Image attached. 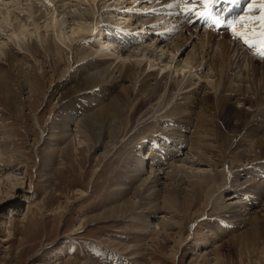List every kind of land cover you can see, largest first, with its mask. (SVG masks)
I'll use <instances>...</instances> for the list:
<instances>
[{
  "label": "rangeland",
  "instance_id": "obj_1",
  "mask_svg": "<svg viewBox=\"0 0 264 264\" xmlns=\"http://www.w3.org/2000/svg\"><path fill=\"white\" fill-rule=\"evenodd\" d=\"M12 1L20 3L15 11ZM47 1L6 0L3 8L20 15L26 22L30 20V4L44 6ZM107 1L100 8L108 7L110 2ZM76 3L80 4L77 0H70V6ZM47 20L49 17L44 16L37 24L41 28V40L36 33L28 39L19 37L15 43L8 41V50L12 49L15 53L11 66L4 64L5 61L0 58V80L7 76L6 73L12 75L6 88L0 86V264H264V241L258 244L256 241L250 254H239L237 251L243 242L239 234L253 228L242 220L252 212L264 210V199L259 200L258 197L255 199L256 207L249 206L251 200L246 197H250L252 188L249 193L241 191L242 196L238 197L235 194L231 197L217 194L210 206L204 202L208 184L203 190H193L191 193L195 200L186 205L180 198L181 194L175 190L178 188L176 182L172 186L170 182H162L161 187L166 188L163 194L172 198L169 205H160L152 213L148 212L151 207L147 205L139 209L143 197L137 191L136 183L129 178L134 159L137 156L140 159L141 154L150 151L149 142L154 140L161 148H164V142L171 140L165 148L176 149L171 144L179 142L173 131L175 126L169 128L165 126L167 124L154 122L133 133L139 115L147 112L143 106L145 103H141L142 99L136 95V102V97L134 100L131 97L135 104L132 101L128 104L131 111L125 109L124 120L121 119L120 123L117 120L123 129L112 130V134L107 135L109 127H114L109 119L102 122V119L94 118L98 109L106 106L119 92L117 86L105 85L63 100L66 95L62 94L75 86L82 70L85 72L88 69L80 65L93 47L79 42L71 51L64 49L65 54L61 53L58 59L53 49L54 32L43 27L44 23L48 24ZM66 25L70 27L71 23ZM64 28L63 31L68 33L70 28ZM28 30L32 32L35 28L30 26ZM1 31L0 42L7 38V34H1ZM87 40L94 41L90 35ZM98 41L101 42L100 39ZM90 63L88 70L94 67ZM79 68L82 70L79 71ZM216 79L214 77L210 81L216 83ZM259 81L264 82L262 78ZM204 92L208 98L203 100L205 109L202 112L208 115L206 105L209 100V105L213 107L209 116L213 119L211 117L204 122L189 119L195 124L191 129V123L189 130L199 131L203 139H208L204 155L218 161L217 172L221 176L216 180L220 183L222 179L224 181V175L230 174L233 184L247 190L252 182L257 181H253L254 177L258 176V169L264 163V137L252 140L257 137L254 133L264 128V105L258 100L261 105L245 110L236 106L235 102L216 101L214 90ZM230 107L238 108L240 114L229 112ZM60 127L62 129H58ZM65 127L70 129L67 133H63L67 129ZM161 132L166 137L160 138ZM61 133L65 136L58 140ZM263 133L262 130L260 134ZM217 135L219 138L215 137ZM67 140H72L77 150L75 156L57 152L67 144ZM256 142L262 143L263 148ZM257 159L262 160L260 165L254 163ZM249 160H253L252 164ZM243 168H249L248 174ZM213 176L214 172L207 174L208 182L212 184L215 182ZM260 176L258 179H263ZM19 177L22 185L16 179ZM186 185L182 187L189 188ZM227 198H235L233 202L241 203L240 212L246 215H239L241 219L229 218L222 211ZM216 201L218 204L215 205ZM124 202L134 207L122 218L88 223L92 216ZM57 208L59 211L67 210L63 216L52 218L49 214ZM261 216L264 217V211ZM261 225L264 226V221ZM220 227L228 230L220 235ZM78 228L81 230L77 231ZM216 233L218 236H215ZM189 238H194L197 244L190 243Z\"/></svg>",
  "mask_w": 264,
  "mask_h": 264
},
{
  "label": "bare ground",
  "instance_id": "obj_2",
  "mask_svg": "<svg viewBox=\"0 0 264 264\" xmlns=\"http://www.w3.org/2000/svg\"><path fill=\"white\" fill-rule=\"evenodd\" d=\"M5 1L6 0H0V30H2L1 34H7L6 40L4 39L5 41L3 40L0 42V58L2 61H5L4 64L11 66L14 59L13 56L15 53H12L14 50H8L9 42L15 43L18 41L19 37L28 39V37L34 36L36 33L39 40H41L39 34L41 28L38 27L37 24L40 19H44V16H48V24L44 23L45 25L43 27L55 33H52L53 41L55 37V41L53 42L55 48L53 49L55 56L58 55V59H60L59 55L64 53V49L71 51L79 42H84L85 46L93 47L92 51L83 57L80 66L89 69V63L92 62L94 67H92L91 70L87 69L85 72L79 68V71L82 70V76L76 79L77 82L74 84L75 86L68 92H65V94H62L66 95L63 100H67L73 95L86 90H98V88L104 87L105 85L117 86L120 89L119 92L113 95L114 97L106 106L99 109L97 108L99 112H97V115L95 114L96 118H94L102 119V122L109 119V122H111L112 126L115 128L109 127L107 135L112 134V130L117 132L123 129L119 127L117 120H119L120 123L121 119L124 118V110H128V104L132 101V98L134 100L136 97L134 100L136 102V95H138V98L140 97L142 99L141 103H145L143 106H145L144 109L146 108L145 112H147L145 113L143 111L145 114H143V116L142 114L141 116L139 115V121H137L138 123L133 133H136L140 128L144 126L147 127V125L154 122L167 124L165 126L169 128L172 125L175 126L173 131L179 142L171 144L175 145L176 149L172 150L170 147L165 148L166 143H169L171 140L164 142V137H166L164 135L166 134L161 132L162 135L159 137L161 138L164 136L162 138V142L165 143L164 148L159 147L153 139L154 141L149 142L151 145L150 151L141 154V156L139 155L140 159L137 158L138 156L134 159V165L129 178L132 179L133 183H136L137 191L140 192L141 197H143L140 200L141 204L139 209L147 205V207H151L148 212L152 213V211L159 209L160 205H169L172 198L170 196H165L164 190L166 188L161 187L165 182H170L171 184L169 185L171 186L173 183H177L176 185L178 188H175V190L181 194L180 198L186 205H191L193 200H195L194 194L191 193L193 190H203L205 187H208V184L209 188L207 191H204V202L207 205H212L215 202L213 197L217 194L221 197H231L235 194L238 197L241 195V191H243V193H249L251 188L252 194L250 197H246L251 200L249 206L251 205L253 207L255 205L256 207L255 199L257 197L259 200L264 199V178L261 180L258 179L260 174L264 175V165H261L262 167L258 169V176L254 177L255 180L253 181H257L252 182V186L250 187V184L247 190L245 187L243 189L241 185L240 188L236 184H233L234 181H231L230 174L224 175V181L222 179L219 183L218 178H220L221 175L217 172V166L219 165L217 163L218 161L215 162V159L213 160L212 157H206V155H204V153H207L205 148L208 147L206 143L208 139L207 141L205 138L203 139L199 131L191 132L189 130V126L192 123L190 121L198 119L200 122H204L205 119H211L212 117L209 116V114L213 112V107L210 106L209 100H207L208 105H206L209 109L208 115L202 112V110L204 111L205 109L203 100L208 98L205 96L204 92L207 89L214 90L213 94L215 97H213L216 101L219 102V99H223L225 103L235 102L237 104L236 106H241V109H252L255 107L257 108V106L261 104L264 105V82L259 83L261 78L264 81V61H261V59H264V55L261 56L258 53L256 48H262L255 43V38L252 37L250 33L247 38L248 42L245 43L244 40L233 35V30H229L228 32L227 30L222 32L217 31L215 36V33L209 30L197 29L199 25L196 22L187 25L186 22H190V20H182V15L186 12V9H183L180 5L176 6V2L180 0H140L139 3H137V0H130V2H127V6L119 3L122 0H108L107 2H110V5L108 7L104 6V8L100 7L105 0H77L80 4L76 3L73 7L70 6V0H48V3H44V6L41 4L37 5L36 3L30 4L32 6H30L29 10L30 20L26 22L20 15L13 12L11 13L9 10L4 11L3 5ZM35 1L36 0H34V2ZM135 1L136 3H134ZM215 2L218 3L219 0H215ZM257 3H259V0H256L255 4L257 5ZM19 4V2L16 4L12 1V9L15 11ZM113 4H117L118 6H113ZM131 5H134L135 8L133 9L135 10L130 9ZM146 5H153V8H150L148 12H141L136 7L140 6L143 8L146 7ZM227 5L228 4H226V6ZM115 8H123L126 10L117 13ZM160 11L164 12L163 16H161ZM37 14L40 16L39 18H36L38 16ZM259 14L260 11L254 13L253 21ZM165 16H167V19H165ZM68 23H71L70 27L66 25ZM30 26L35 28V31L29 32L28 27ZM64 27L70 28L68 29V33L63 31L65 29ZM99 29H103L104 32L100 31V33H98L97 30L99 31ZM239 30L240 31H236H245L242 29ZM94 32L97 33L94 34ZM134 33L140 38H137L138 36ZM131 34L132 36H130ZM89 35L94 41L89 42V40H87ZM98 38L101 40L100 43H98ZM241 43L244 46L239 45ZM250 44L254 46L251 52L252 55L257 56L256 59L246 53L249 52L246 47H249ZM216 61L219 62V64ZM242 65L244 66L242 67ZM246 66L247 69H245ZM213 68H215L214 71ZM76 69H78V67ZM225 70L227 71L224 72ZM8 74L9 73H6L7 76L0 80L2 89H4L3 86L6 88V85L10 84V76L12 78V75ZM211 74H213V77H211ZM214 77L217 78L216 83L210 81V79ZM258 100L261 104L258 103ZM133 103L132 105L134 106L135 103ZM230 105L232 106L231 103ZM228 111L240 114L238 108L232 109V107H230ZM109 122L108 124H110ZM193 125H195L194 122L192 123L191 129L194 128ZM58 129L62 128L60 127ZM69 130L70 129L67 128L62 132L65 133ZM262 130L264 131V128H262L261 131ZM260 132H255L254 136L257 137L252 140H256L261 136L264 137V133L260 134ZM61 134L58 140L64 138L65 134ZM215 137H218V135ZM65 143L67 144L62 149H58L57 152L75 156L77 150L73 146L72 140H67ZM261 144L258 145L260 146ZM262 145L261 148H263ZM244 146L247 147L246 145ZM244 146L241 147L244 148ZM247 148L249 149V147ZM228 156L230 157V155ZM245 159H247V157ZM249 161L250 164H252L253 160ZM261 161L262 160L257 159L254 163H259L257 165H260ZM246 170L248 174L249 168L244 169V171ZM210 171L214 172L213 178L211 177L212 180L214 179L215 181L213 184L208 182L209 179L207 178V174ZM263 175L260 177H264ZM16 179H18L20 181L19 183L22 185L23 182L21 181V177ZM186 179L190 181H187V183ZM261 183L263 184L261 185ZM184 184L189 188L184 189L182 187ZM245 184L247 185V183ZM221 191L224 193L223 195ZM197 192H195V194ZM238 192L240 194H238ZM175 199H177L176 196ZM233 199L235 198H227V203L222 206V211L232 220L240 218L239 215L245 213L240 212L242 211V207H239L241 203L237 201L233 202ZM216 204H218L217 201L215 205ZM133 207L131 203L126 204V202H124L122 205L106 208L102 213L92 216L91 219L89 218L90 220L88 223L108 222L113 218H122L130 212ZM173 208H175V206H173ZM66 210L59 211L57 208L55 212L49 215L52 216V218L59 217L64 214ZM262 211L264 210L261 209L257 212H252L248 215V218H246V216V219L242 220L247 223V226L251 225L253 228L251 230L249 229L250 231L239 234V236L243 238L242 245L237 250L239 254L246 255V252L250 254L255 249L254 243H256V241L257 244L264 241V226L261 225L264 221V217L261 216ZM27 219L28 218H26V222ZM218 229L220 231L218 234L220 235L228 230L226 227H220ZM79 230H81V228L77 229V231ZM218 234L216 233L215 236H218ZM189 242L193 245L197 244L194 238H189Z\"/></svg>",
  "mask_w": 264,
  "mask_h": 264
},
{
  "label": "snow or ice",
  "instance_id": "obj_3",
  "mask_svg": "<svg viewBox=\"0 0 264 264\" xmlns=\"http://www.w3.org/2000/svg\"><path fill=\"white\" fill-rule=\"evenodd\" d=\"M194 2V0H193ZM215 0H204L205 7H208L209 4L214 3ZM225 3H238L239 0H224ZM184 3H188V0H184ZM258 6L260 8L259 16L254 18L252 26L246 29L244 32H237L233 29V35L244 40L245 43L248 42V35L251 34L255 38V43L259 45L260 48H264V0H259L258 5L254 4L252 7ZM252 7L249 8V11H252ZM215 23V21H214ZM245 21H240V24L243 25ZM249 46H252L251 44Z\"/></svg>",
  "mask_w": 264,
  "mask_h": 264
}]
</instances>
